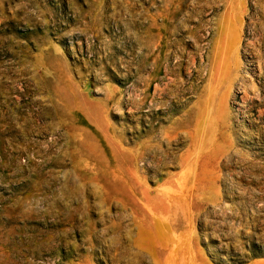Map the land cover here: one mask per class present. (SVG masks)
Wrapping results in <instances>:
<instances>
[{"label":"rangeland","instance_id":"1","mask_svg":"<svg viewBox=\"0 0 264 264\" xmlns=\"http://www.w3.org/2000/svg\"><path fill=\"white\" fill-rule=\"evenodd\" d=\"M0 264H264V0H0Z\"/></svg>","mask_w":264,"mask_h":264},{"label":"bare ground","instance_id":"2","mask_svg":"<svg viewBox=\"0 0 264 264\" xmlns=\"http://www.w3.org/2000/svg\"><path fill=\"white\" fill-rule=\"evenodd\" d=\"M246 97H247L246 94H243V98L246 99Z\"/></svg>","mask_w":264,"mask_h":264}]
</instances>
